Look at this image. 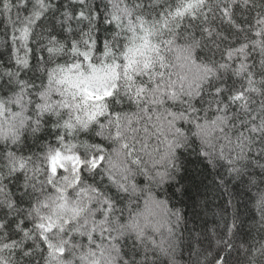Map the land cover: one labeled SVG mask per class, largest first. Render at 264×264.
<instances>
[{"label":"clouds","instance_id":"obj_1","mask_svg":"<svg viewBox=\"0 0 264 264\" xmlns=\"http://www.w3.org/2000/svg\"><path fill=\"white\" fill-rule=\"evenodd\" d=\"M0 264H264V0H0Z\"/></svg>","mask_w":264,"mask_h":264}]
</instances>
